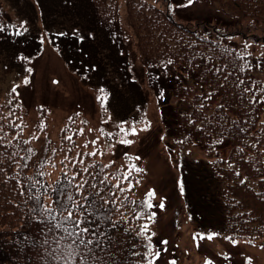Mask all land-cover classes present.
I'll return each instance as SVG.
<instances>
[{
	"label": "trees",
	"instance_id": "obj_1",
	"mask_svg": "<svg viewBox=\"0 0 264 264\" xmlns=\"http://www.w3.org/2000/svg\"><path fill=\"white\" fill-rule=\"evenodd\" d=\"M205 1L235 20L231 32L227 33L231 41L241 36L247 45L216 39L211 36L217 34L218 27L215 24L200 20H178L168 9L147 0H127V28L121 25L120 0H89L93 9L90 5L88 10L91 15L94 12L98 23L106 27L114 39L134 41L133 49L139 54L148 86L153 91L157 90L156 99L160 106H164L159 98L161 91L164 94L162 99L169 96L168 101L173 97L182 104L181 108L171 106L165 111L170 118L167 121L170 137L177 146L201 148L214 176L224 182L221 195L224 235L256 243L264 249V123H261L264 121V103L260 102L264 99V92L261 91L264 82L255 75L257 65L262 62L259 59L264 56V33H259L260 27L263 28L259 23L264 21V0ZM6 22L0 10V25ZM249 42L256 45L255 49L251 48ZM120 52L123 56L128 53V59L129 54H132L125 47ZM169 59L173 63L165 69ZM259 67L263 69L264 65ZM217 68L222 71L216 73ZM246 88L249 91H245ZM210 92L214 95L206 99ZM105 93L108 95L109 91L105 89ZM253 97L256 103L252 102ZM201 104L204 106L201 107ZM49 115L48 107H38L35 129L29 131L28 127L32 124L30 112L18 91H7L0 95V127L3 128L0 135L7 134L0 141V153L6 154L0 157L3 160L0 168L4 169L0 172V264H52L46 252L47 246L43 245L45 237L39 231L43 225L36 223V215L30 210L34 202L29 199V195H36V189L31 188V182L25 177L34 176L38 170L43 171L45 175L34 177L44 186L40 188L37 185L40 194L49 185L63 187L75 194L73 185L81 178L87 179L90 185L93 177L79 172L82 167L79 158L75 162L76 167H72L68 160H64L65 155L71 159L77 153L99 149L103 155L83 156L85 165L97 164L98 167L89 169V172L95 176L98 186L105 187L99 185L104 176L113 185L120 183L121 187L127 188L129 184L123 179V174L128 171V164L135 162L125 157L122 161L110 158L99 140L95 147L89 143L97 138L87 136L88 122L81 123V114H73L65 120L59 146L51 138ZM241 128L245 131L241 132ZM80 129L84 130L82 135ZM67 136H71L72 140H67ZM219 139H223V143L215 144ZM24 141L29 143L25 144ZM86 143L87 148L84 147ZM29 148L35 153L31 159H28ZM69 148L71 152L67 151ZM13 152L18 155L12 157ZM62 160L64 163H61ZM41 163L45 167L39 169ZM25 164L27 167H23ZM108 164L111 167L97 174L99 167ZM77 172L79 175L69 185L68 181ZM136 174L132 172L129 177L133 185L131 191L121 193L118 189H112L121 199L126 196L128 200L124 201V206L116 201L120 212L125 215L124 220H121L120 212H116L111 204L107 206L113 213L112 219L119 221V224L115 228L107 221L101 225L105 236L101 238L102 250L97 249V253L106 264L142 262L143 257L134 253L144 252L142 245L146 241L136 232L139 225L145 223L150 225V231L153 232L150 220H136L131 211L133 205L129 201L146 199V193L150 190L140 192ZM17 180L20 181L19 185ZM25 185L27 187H23L22 196L20 191ZM89 190L95 191L88 185L82 191ZM52 196L53 200L60 203L65 199L59 192L52 193ZM42 200L45 204L51 203L44 200L43 196ZM58 206L53 204V207ZM145 212H153V208L145 209ZM125 228L129 231L125 232Z\"/></svg>",
	"mask_w": 264,
	"mask_h": 264
},
{
	"label": "rangeland",
	"instance_id": "obj_2",
	"mask_svg": "<svg viewBox=\"0 0 264 264\" xmlns=\"http://www.w3.org/2000/svg\"><path fill=\"white\" fill-rule=\"evenodd\" d=\"M17 1H20L22 7L17 6ZM158 1L160 3H156L167 7L173 16L181 20L205 19L222 30L231 29L235 23L233 18L202 0H195V3L188 7H179L186 4L187 0ZM0 2L12 19L25 23L29 31L37 35L39 42L38 46L31 45L29 60L19 67L10 57L13 53L0 44V89L5 91L19 85L17 90L20 97L33 114L40 106L48 107L51 114V130L55 135L61 130L64 119L74 112L83 113L93 127L94 125L105 127L107 133L114 134L119 132L117 125L121 122L135 121L138 131L145 126L142 120L150 122L147 131H139L137 136L127 137L135 141L130 146L117 142L120 135L109 138L91 132L90 137H99L112 159L122 161L125 153L141 157L135 163L137 167L145 170L136 174V178L140 180V192L150 189L156 193L152 201L157 205L154 207L156 216L153 226L156 233L155 242L162 246L161 257L156 264H169L170 261H175V264H206V261H211V264H245L246 257L250 258L248 261H251V264H264V251L256 246L230 243L221 235L219 225L221 183L208 168L201 148L191 146L177 148L172 142L169 123L167 124L170 118L163 108L171 105L181 108L182 104L173 97L168 101V96L161 99L164 106H160L155 96L157 90L154 92L147 84L146 72L142 70L139 56H129L128 60V53L123 56L119 54V50L116 53L114 47H111L113 50H105V44L101 48L91 43V47L96 45L99 49L97 51L90 49L93 62L63 65L60 58L62 44L55 39L74 35L91 38L95 42H105L99 32L86 28L78 31L80 26H90V21H94L87 8L88 0H0ZM25 9L27 11L29 9L27 14L24 13ZM120 13L121 24L127 28L126 0H120ZM6 31L0 33L12 36V32ZM261 32L264 33L259 30V33ZM59 33L67 35H53ZM12 38L15 39L16 36ZM41 38L45 39L43 44L40 43ZM48 40L53 42L49 43ZM237 42L248 44L241 36H238ZM78 43L83 41L78 40ZM115 44L112 42V45ZM123 44L126 50L133 45L128 40ZM249 44L255 49L256 45L252 42ZM135 52L137 53L136 50ZM128 65H132L131 68H128ZM25 69L32 71L29 73ZM256 73L259 74L260 70H256ZM25 78L28 80L27 84L23 83ZM95 88H109L105 105L107 111L98 103L99 95H96ZM109 116L111 119H108ZM105 120L107 123L103 122ZM125 124V129L130 128V123ZM109 145L114 147L109 149ZM178 181L183 183V194ZM161 200L164 203L163 209L158 207ZM213 233L219 235L212 240L193 239L196 234L207 236ZM163 240L168 243L161 244Z\"/></svg>",
	"mask_w": 264,
	"mask_h": 264
},
{
	"label": "snow or ice",
	"instance_id": "obj_3",
	"mask_svg": "<svg viewBox=\"0 0 264 264\" xmlns=\"http://www.w3.org/2000/svg\"><path fill=\"white\" fill-rule=\"evenodd\" d=\"M195 3V0H187L186 4H181L179 7H188ZM171 7V6H170ZM15 27V25H13ZM23 28V31L20 30V28L17 29L16 35L20 36L23 35L24 32L27 31V28L21 24L20 26ZM4 31V26L0 25V32ZM46 35V34H45ZM53 35H59L64 36L67 35L66 33H59V34H53ZM80 42L83 41V37H78ZM231 39V38H230ZM45 42L44 38H41L40 43L43 44ZM49 43H52V40H48ZM243 59V57H240ZM20 59H25L24 57H20ZM211 59V58H209ZM172 60H168L165 64V69L167 68V65L172 64ZM259 67V65H257ZM244 68H241V71H243ZM27 72H31V69H25ZM209 71H212V69H209ZM222 69L217 68L215 69L216 73L221 72ZM227 77H225L226 79ZM158 79V77H157ZM23 83L27 84L28 80L27 78L24 79ZM240 83H243V81H240ZM255 84V82H253ZM19 87V85H16L12 88V93H16V89ZM245 91H249V89H245ZM262 92H264V88L261 89ZM99 92L104 94L101 96H98V101H102L101 107L104 108L105 111H107V108L105 107L107 103V94L105 93V90L103 88L99 89ZM214 93H208L206 99H211ZM164 94L163 91L160 93L159 98H163ZM253 103H256L255 97H253L252 100ZM261 103H264V99L260 101ZM204 105L201 104V107ZM219 107H223V105H220ZM79 115V113H77ZM108 119H111L109 116ZM223 119V117H221ZM104 123H107V120L103 121ZM144 123V127L140 128L139 131H147L150 127V122L148 121H141ZM194 123V121H192ZM81 123H87L86 121H81ZM130 123V128L125 129L124 124ZM235 123V122H234ZM261 123H264L262 121ZM119 128L118 133H107L103 128L99 129L100 136H108L111 138L113 135H120V139L117 141L118 143L130 146L135 141L131 139H127L129 135L131 136H137L139 134V131L136 127V122H121L117 125ZM3 131V128L0 127V132ZM83 129H80V134H83ZM89 131H92V129H89ZM241 132L245 131V129L241 128ZM122 134V135H121ZM7 135V134H5ZM5 135H0V141H3L5 139ZM67 140L71 141L72 137L67 136ZM99 140V137H97L96 140H92L89 143H91L94 147L97 144V141ZM11 141H9V144ZM25 144L29 143V141H24ZM215 144L223 143V139L216 140L214 142ZM4 147H7V145H3ZM254 146V145H253ZM85 148L88 147V144L86 143L84 145ZM109 149L114 147V145H109ZM28 153L30 154L28 159H31L32 156L35 155L33 153L32 149L29 148ZM67 151L71 152L72 149L69 148ZM238 151H243V149H238ZM98 154L103 155L102 152H100L99 149L85 152L83 154L77 153L76 157H72L69 159L67 155H65L64 160H68V163L72 167H76V161L79 158V164L82 166L79 170V172H83L88 174L89 176L93 177V182L89 185V181L87 179L81 178V180L73 185V187L76 189L75 194H73L72 191H66L63 187H53L49 185L48 188L44 189V192L40 194V188H43L44 186L41 184L40 180L35 179V176H43L46 173L43 171H36L34 176L25 177L26 180L31 182V188L36 189V195H29V199L33 200L34 206L30 209L32 213L36 215V223L43 225L39 229L41 233H43L45 239L43 240V245H46V252L47 255L51 257L52 264H106L104 261V258L101 255H98L97 249L102 250V237L105 236V233L101 231V225L107 221L111 224L113 228H115L119 221L112 219V211L107 206L112 205V208L115 209L116 212H120V208L117 207L116 201L120 202L121 206H124V201L128 200V197H123L121 199L117 192L113 191L112 189H118L119 192L123 193L125 191H131L132 190V183L129 180V177L131 176L132 172L136 173H143L145 170L143 168L137 167L135 163L128 164V171L123 174V179L126 181H129L128 187L123 188L121 187L120 183L117 184H111V181L108 180L107 176H104L100 181L99 185H105V187H99L98 183L95 181V176L93 173L89 172V169H96L98 166L95 163H89L87 165L84 164L83 156H97ZM5 153H0V157L5 156ZM12 157H15L18 155L17 152H13ZM125 158L128 160H132V157H130L127 153L124 154ZM20 159H25V157H20ZM141 157L136 156L135 160L139 161ZM50 162V161H49ZM3 163V160L0 159V164ZM18 163V161H17ZM61 163H64L62 160ZM114 163V161L112 162ZM23 167H27V164L23 165ZM45 167V164L41 163L38 165L39 169H42ZM65 167H68V165H65ZM111 167V164L103 165L99 167V173H103L104 168ZM4 169L0 168V172H3ZM79 172L73 175V177L68 181L69 185H72V180H75L76 175H79ZM239 175V172L236 173ZM67 175V174H65ZM17 176H19V173H17ZM9 179H16V177H9ZM118 179V177H117ZM243 182V181H242ZM137 184H139V180L136 181ZM17 184H20V181L17 180ZM57 184H59V181H57ZM179 187L181 189V194H183V183L182 181H178ZM37 185H40V188H37ZM85 185H88L90 189H94L95 191H82L85 188ZM23 187H27V185L22 186L20 194L23 196L24 191ZM50 189V191H49ZM59 192L61 195L65 197L63 203H60L59 201L53 200L52 193ZM102 193H104L102 195ZM42 196L44 200L51 201V203L45 204L42 200ZM156 193L154 190H149L146 193V199L142 201H129L133 207L131 208V211L133 212L135 219L140 220L142 218H146L150 220L152 223H155V212H145V209H152L156 207L157 205H154L152 203V200L155 198ZM79 197V198H77ZM115 198V199H113ZM53 204H58V207H53ZM159 208H164L163 200H161L160 204L158 205ZM104 213H107L105 215ZM120 218L121 220L125 219V215L123 212H120ZM125 232H128L129 229L125 228ZM150 233V234H149ZM137 236L142 237L146 242L142 245V247L145 249L144 252H136L134 255L136 256H142L143 261L139 262V264H156V261L160 259L161 252L156 249L155 245L152 243L153 237L156 235L155 232L150 231V225L145 223L139 225V230L136 232ZM219 234L213 233L209 234L207 236H203L200 234L194 235L193 239L199 238L200 240L208 239L212 240L215 236ZM49 236L51 237L49 239ZM225 239L229 240L230 242L235 243L233 241V238L231 236L225 237ZM250 242V241H249ZM163 245H166L168 241L163 240L160 242ZM199 246V245H197ZM50 249V251H48ZM166 250V249H165ZM227 258V257H225ZM169 264H175V261H170ZM206 264H211V261H206ZM247 264H251V261H248Z\"/></svg>",
	"mask_w": 264,
	"mask_h": 264
}]
</instances>
